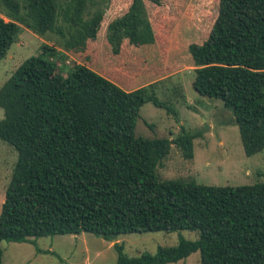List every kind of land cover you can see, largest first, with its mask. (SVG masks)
I'll list each match as a JSON object with an SVG mask.
<instances>
[{"label":"trees","instance_id":"obj_1","mask_svg":"<svg viewBox=\"0 0 264 264\" xmlns=\"http://www.w3.org/2000/svg\"><path fill=\"white\" fill-rule=\"evenodd\" d=\"M59 1L2 0L11 20L0 15V62L17 40L20 20L40 35L56 28L67 49L95 64L100 55L92 43L113 4L122 10L108 28L117 57L108 75L123 86L74 60L64 76L68 57L48 44L2 86L0 139L17 151L18 161L0 214V264L2 242L83 233L113 241L185 230L199 232V239H181L154 255L130 258L117 243L116 264H177L197 252L201 264H264V182L213 187L162 181L157 171L172 145L192 159L199 135L136 136L145 104L168 107L157 97L156 83L126 90L132 76L162 72L148 9L165 1L69 0L67 35L57 26ZM217 1L211 29L189 48L193 88L232 113L250 157L264 151V0ZM146 48L147 60L139 53Z\"/></svg>","mask_w":264,"mask_h":264},{"label":"rangeland","instance_id":"obj_2","mask_svg":"<svg viewBox=\"0 0 264 264\" xmlns=\"http://www.w3.org/2000/svg\"><path fill=\"white\" fill-rule=\"evenodd\" d=\"M19 1L24 5L25 0ZM70 1H59L60 15L57 26L64 28L66 35L67 29L70 28L64 21L63 12H68ZM164 1L166 5L162 8L148 9L152 33L156 46L160 48L157 59L162 63L164 70L157 76L150 74L149 77L144 72L140 75L139 82L140 86L156 83V95L168 107L159 108L152 103L145 104L140 110L135 133L137 137L145 139L173 140L184 130L199 136L194 141L192 159H186L182 152L172 145L168 157L158 168L159 179L194 182L213 187H240L263 183L264 151L247 156L232 113L221 101L202 97L193 88L196 67L189 48L191 44L205 39L217 14L218 1ZM108 4L109 2L103 9L107 10ZM121 6L123 7V4ZM112 9L106 12L107 25L100 37L101 47L110 37L108 26L122 10L118 7L116 9L113 4ZM0 15L6 20H11L2 0ZM21 16L26 17L24 11ZM17 23L20 26L17 40L0 62V89L27 59L41 52L42 45L54 44L58 49H65V38L56 28L55 31L40 35L25 21V24L20 20ZM146 51L147 48L139 52H142L145 60L152 57ZM66 64L63 65L64 76L69 66H72L70 56ZM3 118L4 111L0 108V121ZM17 161V151L0 139V214ZM181 239L196 241L199 239V232L185 230L173 233L126 234L119 236L116 242L83 233L77 236L60 235L32 239V242L22 244L2 242L1 246L4 251V264H116L119 253L114 245L117 243L124 247L125 255L136 258L146 253L154 255L160 247L177 246ZM177 264H201L200 253H194Z\"/></svg>","mask_w":264,"mask_h":264},{"label":"crops","instance_id":"obj_3","mask_svg":"<svg viewBox=\"0 0 264 264\" xmlns=\"http://www.w3.org/2000/svg\"><path fill=\"white\" fill-rule=\"evenodd\" d=\"M95 10L96 9H93L92 12H94ZM106 25H107V22L103 26L101 32L99 33L97 40L92 43V44H94L93 47H96L97 50H99V55H100V57L97 59L96 63L94 62L95 64H91L89 61L80 60L78 58V56L76 54H74V52L67 49L66 47H65V49L62 50V49L56 48L54 46V44H49V45L55 47V49H57L60 53L65 54L67 57L70 56L72 58V61L74 60V61H77L78 63H80V62L86 63L88 66H90L92 69L96 70L98 73H100L103 76L109 78L110 80L116 82L117 84L123 86V83L121 84L119 81H115V79H113L111 76L108 75V72L110 71V69H112L113 65L116 64V62H117V57L115 56L111 46L109 45V41H108L109 38H107L106 41L103 42V43H105L103 47H101L99 44L100 37H101ZM108 28H109V26H108ZM203 40H201L200 42H197V43H201ZM162 70H164V67H162ZM161 73L153 74V76H157ZM145 75L147 77L150 76V74H147V73ZM139 78H140V75L135 76V77L132 76V78L129 79L130 81L128 83V87H126V90L133 91V90H136L138 88L144 87L145 85L140 86Z\"/></svg>","mask_w":264,"mask_h":264},{"label":"water","instance_id":"obj_4","mask_svg":"<svg viewBox=\"0 0 264 264\" xmlns=\"http://www.w3.org/2000/svg\"><path fill=\"white\" fill-rule=\"evenodd\" d=\"M114 242H116V239L114 240Z\"/></svg>","mask_w":264,"mask_h":264}]
</instances>
